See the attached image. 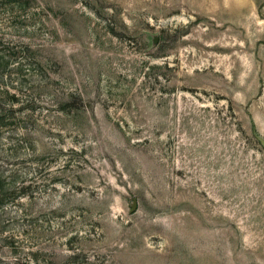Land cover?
Masks as SVG:
<instances>
[{"label": "rangeland", "instance_id": "1", "mask_svg": "<svg viewBox=\"0 0 264 264\" xmlns=\"http://www.w3.org/2000/svg\"><path fill=\"white\" fill-rule=\"evenodd\" d=\"M0 264H264V0H0Z\"/></svg>", "mask_w": 264, "mask_h": 264}, {"label": "water", "instance_id": "2", "mask_svg": "<svg viewBox=\"0 0 264 264\" xmlns=\"http://www.w3.org/2000/svg\"><path fill=\"white\" fill-rule=\"evenodd\" d=\"M136 208V203H134V205H133V209H135Z\"/></svg>", "mask_w": 264, "mask_h": 264}]
</instances>
